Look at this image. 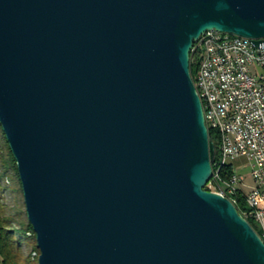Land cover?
<instances>
[{
    "label": "water",
    "instance_id": "95a60500",
    "mask_svg": "<svg viewBox=\"0 0 264 264\" xmlns=\"http://www.w3.org/2000/svg\"><path fill=\"white\" fill-rule=\"evenodd\" d=\"M209 31L264 46V0H0V124L39 264H264L206 189L190 63Z\"/></svg>",
    "mask_w": 264,
    "mask_h": 264
},
{
    "label": "built area",
    "instance_id": "2783aa9c",
    "mask_svg": "<svg viewBox=\"0 0 264 264\" xmlns=\"http://www.w3.org/2000/svg\"><path fill=\"white\" fill-rule=\"evenodd\" d=\"M191 53L199 60L193 79L202 102L205 124L210 134H222V150L213 162L210 185L215 193L235 206L238 196L245 198L242 217L254 222L264 238V46L256 47L250 39L209 31L197 40ZM223 120V127H216ZM243 159L245 165L235 167ZM224 165L230 189L214 182V168ZM247 170L253 185L244 192Z\"/></svg>",
    "mask_w": 264,
    "mask_h": 264
},
{
    "label": "trees",
    "instance_id": "16d2710c",
    "mask_svg": "<svg viewBox=\"0 0 264 264\" xmlns=\"http://www.w3.org/2000/svg\"><path fill=\"white\" fill-rule=\"evenodd\" d=\"M199 60L191 53L190 72L192 79L195 80L198 72ZM216 146L215 161L218 158V137L213 131L209 134ZM0 162L3 166V171L0 172V264H39L40 251L37 247L36 235L30 224L25 204H17L13 209L5 203L4 194L7 191L4 185L5 179L9 177L11 172H14L21 187V193L24 201L22 185L17 169V164L9 147L7 138L0 124ZM223 175L231 173L230 168H227ZM210 184V182H209ZM209 184L206 189H208ZM239 213L243 215L246 210L245 198L238 196V203L236 205ZM15 212V213H13ZM253 228L259 233L258 226L248 221ZM36 254V256H34Z\"/></svg>",
    "mask_w": 264,
    "mask_h": 264
},
{
    "label": "rangeland",
    "instance_id": "374dc122",
    "mask_svg": "<svg viewBox=\"0 0 264 264\" xmlns=\"http://www.w3.org/2000/svg\"><path fill=\"white\" fill-rule=\"evenodd\" d=\"M244 165H245V161L243 159L235 162L236 168H241ZM2 171H3V166L0 162V172H2ZM241 174H243L246 178V184H245V187L243 188V190H244V192H249L248 187L253 185L252 179H251L247 170H243L241 172ZM8 176L9 177H7L5 179V182H4V185L7 188V191L4 194V200H5V203L7 205H9L11 207V209H13V207H15L16 203L17 204H23L24 201H23V197H22V193H21V187H20V184L18 182V179L16 178L15 173L11 172ZM208 189L210 190V192H214V193L216 192L215 188L213 186H211L210 184H209ZM13 213H15V212H13ZM34 256H36V254Z\"/></svg>",
    "mask_w": 264,
    "mask_h": 264
},
{
    "label": "bare ground",
    "instance_id": "6f19581e",
    "mask_svg": "<svg viewBox=\"0 0 264 264\" xmlns=\"http://www.w3.org/2000/svg\"><path fill=\"white\" fill-rule=\"evenodd\" d=\"M216 127H223V120H216ZM211 131L215 132L218 137L217 150H222V134L218 132V130H211ZM223 171H224V165H217V167L214 168V182L221 189H230V181L225 180ZM258 235L261 238V233H258ZM261 240L264 242V238H261Z\"/></svg>",
    "mask_w": 264,
    "mask_h": 264
}]
</instances>
